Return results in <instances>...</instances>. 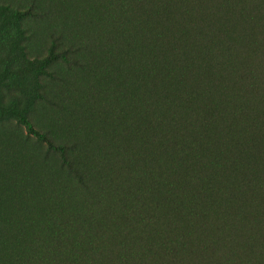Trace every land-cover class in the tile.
I'll list each match as a JSON object with an SVG mask.
<instances>
[{
    "label": "trees",
    "instance_id": "1",
    "mask_svg": "<svg viewBox=\"0 0 264 264\" xmlns=\"http://www.w3.org/2000/svg\"><path fill=\"white\" fill-rule=\"evenodd\" d=\"M0 45V264H264V0H0Z\"/></svg>",
    "mask_w": 264,
    "mask_h": 264
},
{
    "label": "rangeland",
    "instance_id": "2",
    "mask_svg": "<svg viewBox=\"0 0 264 264\" xmlns=\"http://www.w3.org/2000/svg\"><path fill=\"white\" fill-rule=\"evenodd\" d=\"M3 54H4V52L2 50V46L0 45V73H1L0 74L1 75L0 76V104L4 103L5 90H6L7 84H9L11 82V80L9 78L4 77V72H5L4 66L6 64V61L4 59H2ZM8 80H10V81H8ZM17 81L20 82L21 84H24L22 79L21 80L18 79ZM4 105H5V103H4ZM10 115H11V111L6 112V111L0 109V124H3L2 122L8 120ZM10 119L14 122V124L17 123L13 117H11ZM22 127H23V133L26 134L25 128L23 125H22ZM0 172H1V170H0ZM3 172H4V170H3Z\"/></svg>",
    "mask_w": 264,
    "mask_h": 264
}]
</instances>
